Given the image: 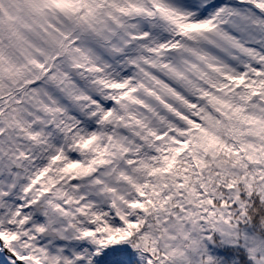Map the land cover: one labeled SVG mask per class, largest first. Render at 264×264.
Segmentation results:
<instances>
[{
    "label": "snow or ice",
    "instance_id": "6c2138e0",
    "mask_svg": "<svg viewBox=\"0 0 264 264\" xmlns=\"http://www.w3.org/2000/svg\"><path fill=\"white\" fill-rule=\"evenodd\" d=\"M0 264H264V0H0Z\"/></svg>",
    "mask_w": 264,
    "mask_h": 264
}]
</instances>
